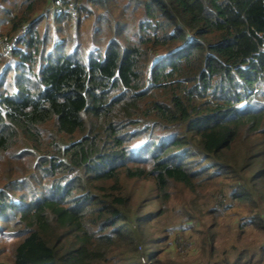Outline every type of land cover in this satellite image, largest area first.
Returning <instances> with one entry per match:
<instances>
[{
	"label": "trees",
	"instance_id": "1",
	"mask_svg": "<svg viewBox=\"0 0 264 264\" xmlns=\"http://www.w3.org/2000/svg\"><path fill=\"white\" fill-rule=\"evenodd\" d=\"M54 1L0 0L19 33L0 69V264H181L150 225L174 199L204 264L251 263L216 243L237 202L264 238V0H74L76 32L99 12L90 45ZM131 181L152 198L135 206Z\"/></svg>",
	"mask_w": 264,
	"mask_h": 264
},
{
	"label": "rangeland",
	"instance_id": "2",
	"mask_svg": "<svg viewBox=\"0 0 264 264\" xmlns=\"http://www.w3.org/2000/svg\"><path fill=\"white\" fill-rule=\"evenodd\" d=\"M86 3V1H85ZM88 3V4H87ZM87 5H89V2L87 1ZM54 3H50L49 7L53 6ZM92 8V7H91ZM51 9H53L51 7ZM51 9L49 11H51ZM94 10V8H93ZM95 11V10H94ZM84 13V12H83ZM82 13V15H83ZM97 13V12H96ZM96 13H84V18L82 20L81 26L78 28L76 32V21L78 20V13L76 12L75 18H71V21H68V23H64L65 28L67 31L72 34L78 36L82 39V42H84V45H90L89 39L90 37H94L96 34V30L98 29V19L99 16ZM46 19L41 20V25L47 24ZM11 26L9 23H4L0 26V43H2L5 40V37L7 39H13L17 34L14 33L13 36H10L9 32L11 31ZM5 46L0 44V69L6 65V57H4L2 53V49ZM90 49V48H89ZM3 178L2 168L0 167V181ZM18 180L21 179V177L17 178ZM1 185V184H0ZM6 185L3 184L0 186ZM128 189L134 192L135 197V206H137L139 200H144L146 198H152L153 194L150 191L151 186L150 182H144V181H138V182H129L128 183ZM177 201V200H176ZM175 199L171 201L172 208L168 210L166 215L162 220H159L158 218H152L150 225L154 227V229H164L162 235L157 234L156 239L159 241H164V244L161 245V259H171V260H179L181 264H204L202 260L203 252L201 251V248L199 247V241L195 239H198L194 233L193 228H189L188 225L192 223L185 222V216H183V205L175 204ZM233 204V203H232ZM144 208H147L146 211H150V213H153L156 211L157 203H151L149 205L146 204ZM247 208H245L243 205H240L238 202L234 203L231 207H229L228 210H223V217L219 218V230L221 233L220 239H225L224 241H217L216 246L218 248L219 254L222 251H226V254L223 258L231 257L233 259L234 256L241 251H243L244 248H246L249 252V255L252 254L254 256V259H252V262L249 264H264L263 260L260 259V255L264 254V238L260 235H257L256 233L251 234V227H249V224H246L248 220L246 219L247 214ZM246 224V225H244ZM242 225V234L239 238L238 231L239 227ZM193 234L192 237H190ZM4 238H0V247L1 245L8 243V239L6 241L3 240ZM164 239V240H163ZM194 239V241L192 240ZM240 239V240H237ZM191 240V241H190ZM246 244V245H245ZM232 245L236 247L235 249H232ZM154 246H149L146 248V255L149 257L150 253L154 249ZM249 257V256H248ZM264 257V256H262ZM218 260V259H217ZM145 263L148 264L149 262L147 259L145 260ZM220 261V260H219Z\"/></svg>",
	"mask_w": 264,
	"mask_h": 264
},
{
	"label": "built area",
	"instance_id": "3",
	"mask_svg": "<svg viewBox=\"0 0 264 264\" xmlns=\"http://www.w3.org/2000/svg\"><path fill=\"white\" fill-rule=\"evenodd\" d=\"M69 1H71V3H69L68 5L65 6V4L63 3V0H55L54 5L52 6V8H53L52 10H54L55 13L64 12V13L70 14L72 18H75L76 12H77L75 1L74 0H69ZM24 30H25V28L22 29L21 32H23ZM17 37H18V34L13 39H11L10 41H7V38L5 37V40L3 42H6V41L7 42L4 45L2 44L3 46H5L2 49V51H3L4 56L6 58L10 57V53H11L12 49L15 47V39Z\"/></svg>",
	"mask_w": 264,
	"mask_h": 264
}]
</instances>
